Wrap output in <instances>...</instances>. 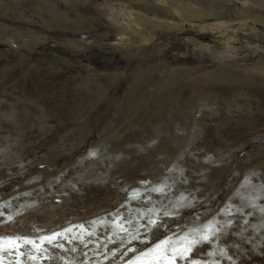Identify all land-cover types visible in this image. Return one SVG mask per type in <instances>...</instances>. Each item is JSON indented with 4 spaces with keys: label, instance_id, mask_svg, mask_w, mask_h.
<instances>
[{
    "label": "rangeland",
    "instance_id": "rangeland-1",
    "mask_svg": "<svg viewBox=\"0 0 264 264\" xmlns=\"http://www.w3.org/2000/svg\"><path fill=\"white\" fill-rule=\"evenodd\" d=\"M141 262L264 264V0H0V264Z\"/></svg>",
    "mask_w": 264,
    "mask_h": 264
},
{
    "label": "snow or ice",
    "instance_id": "snow-or-ice-1",
    "mask_svg": "<svg viewBox=\"0 0 264 264\" xmlns=\"http://www.w3.org/2000/svg\"><path fill=\"white\" fill-rule=\"evenodd\" d=\"M152 223H155V221H152ZM203 239H205V240H207L208 239V237L207 236H205V237H203ZM163 243V242H162ZM158 247V249L160 248V246H157ZM141 264H143V262H141Z\"/></svg>",
    "mask_w": 264,
    "mask_h": 264
}]
</instances>
